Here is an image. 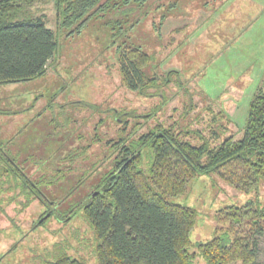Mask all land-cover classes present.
Wrapping results in <instances>:
<instances>
[{
    "label": "rangeland",
    "instance_id": "rangeland-1",
    "mask_svg": "<svg viewBox=\"0 0 264 264\" xmlns=\"http://www.w3.org/2000/svg\"><path fill=\"white\" fill-rule=\"evenodd\" d=\"M175 1L176 5L168 10ZM159 4L160 8H156ZM32 10L40 12V3ZM44 13L48 27L56 30L52 2L44 6ZM162 13L167 14L161 20ZM116 17H93L80 32L57 31L54 57L44 75L0 85V101L7 102L6 106L0 103L1 141L25 127L24 137L29 140L57 139L53 147L40 144L37 156L46 157L52 167L68 169L64 180L43 188L48 196L58 199L69 185L75 186L73 195L59 203L60 211L85 196L86 187L96 182L115 155L110 142L136 136L158 123L179 124L182 129L198 130L205 136L216 128L219 134L211 139V145H217L228 134L239 138L256 88L264 89V0H149L129 12L128 21L133 24L120 34ZM132 41L151 55L145 71L156 77L158 86L150 87L147 96L129 90L121 82L116 49L122 42ZM172 70L181 74L176 77L172 73L166 83L163 78ZM55 91L59 93L52 96ZM36 94H41L40 99L31 108L24 112L15 108L26 106ZM63 96L92 105H70ZM50 97L55 105L53 111L46 106L45 100ZM62 103L65 104L61 106ZM115 111L125 114L117 116ZM220 111L221 118L212 123V116ZM48 114L54 119L46 121ZM39 118L40 130L30 125ZM15 138L22 140L21 135L12 141ZM186 138L197 142L193 133ZM7 144L15 150L11 143ZM68 153L71 157H65ZM17 161L22 163V157L18 156ZM38 165L37 161L28 164L26 174L39 179L44 167ZM83 172L86 178L79 181ZM2 186L0 264H40L52 254L55 245L60 247L58 244L68 245L69 253L87 264H97L91 230L80 215L61 221L53 218L38 225L43 204L35 199L23 208L18 189ZM253 199L264 204V182L258 192L243 193L215 173L193 179L183 195L172 199L197 210L190 250L197 242L213 236L217 209ZM242 228L247 231L249 225ZM255 239L254 264H264V230L255 234ZM194 264H204V260L196 256Z\"/></svg>",
    "mask_w": 264,
    "mask_h": 264
},
{
    "label": "trees",
    "instance_id": "trees-1",
    "mask_svg": "<svg viewBox=\"0 0 264 264\" xmlns=\"http://www.w3.org/2000/svg\"><path fill=\"white\" fill-rule=\"evenodd\" d=\"M148 1L0 0V85L44 75L54 57L57 31L80 32L89 19L113 14L118 17L115 23L120 34L133 24L128 21L129 12ZM50 2L56 10V30L46 24L44 6ZM38 3L40 12H33L32 7ZM175 5L176 1L172 2L168 10ZM166 14H161V20ZM133 44L118 45V67L123 84L144 94L147 88L158 86V82L145 71L151 55ZM172 73L176 77L181 74L169 71L163 78L166 83ZM221 113L212 116V123L221 118ZM192 133L197 137L196 143L186 138ZM218 134L216 128L205 136L198 130L182 129L179 124L158 123L136 136L118 138L110 142L115 155L108 161L107 169L93 186L86 187L85 196L59 212L56 207L73 195L75 186L69 185L58 199L48 196L43 188L64 180L68 169L52 167L46 163V157L30 151L29 139L24 140L22 150L14 151L0 141V188L5 185L13 191L18 189L23 196V208L38 199L44 206L38 217L44 219L40 224L54 215L63 220L80 215L91 230L97 264H194L196 256L202 257L204 264H254L255 234L264 230L263 203L253 199L220 207L215 213L217 225L213 236L197 242L190 250L197 210L172 199L183 195L193 179L212 173L236 191H259L264 182L263 87H257L250 100L241 137L228 134L217 145H211V139ZM18 156L23 164L17 161ZM33 161L44 167L39 179L24 171ZM84 173L79 181L86 176ZM245 225H249L247 231L242 228ZM58 245L40 264H87L70 254L68 245Z\"/></svg>",
    "mask_w": 264,
    "mask_h": 264
},
{
    "label": "flooded vegetation",
    "instance_id": "flooded-vegetation-1",
    "mask_svg": "<svg viewBox=\"0 0 264 264\" xmlns=\"http://www.w3.org/2000/svg\"><path fill=\"white\" fill-rule=\"evenodd\" d=\"M132 43H134L135 44V42L134 41H132ZM117 50V49H116ZM116 61H117V52H116ZM117 64H118V61H117ZM119 68V67H118ZM119 73H120V71H119ZM179 73H181V72H179ZM154 79H156V77L155 76H152ZM121 82H122V79H121ZM156 82H157V80H156ZM122 84H123V82H122ZM124 85V84H123ZM125 86V85H124ZM126 87V86H125ZM151 87H154L155 89L157 88V86L155 85V86H151ZM127 88V87H126ZM150 88V87H149ZM149 88H147L146 89V93H144V94H141V93H138L137 91H135V90H131V91H135V92H137L138 94H140V95H145V96H147V95H149L148 94V92H147V90L149 89ZM130 90V89H129ZM57 93H59V92H56L55 91V93H53L52 94V96L55 94H57ZM152 95V94H151ZM40 96H41V94H36L35 96H34V98L32 99V101H30L26 106H24V105H22V106H19V107H15V108H19V109H21L22 111H25V110H27V109H29V108H31L33 105H34V103H35V101L37 100V99H40ZM51 96V97H52ZM51 97L49 98V100H45L47 103H46V106L47 107H49V111H53V108L55 107V105L51 102ZM63 98H65L66 99V101L67 102H69L70 103V105H72L73 103H79V104H85V105H92V104H89V102H87V101H84V100H82V99H79V98H73V99H67L66 97H64L63 96ZM2 99H4V97L2 98ZM3 101V100H2ZM2 101H0V103H2ZM4 103H5V106H6V101H3ZM4 103H2V104H4ZM65 103H62V104H60L61 106L62 105H64ZM24 106V107H23ZM31 106V107H30ZM91 107V106H90ZM59 109H61V108H59ZM13 110H16V109H14L13 108ZM14 112V111H13ZM36 113V112H35ZM37 115H40V112H39V110L37 111ZM118 116V115H117ZM35 117H36V114L33 116V120L35 119ZM48 117V118H47ZM47 117H45L46 118V121H49V118H53L54 119V115H52V114H48L47 115ZM56 117V116H55ZM116 119H118V117H116ZM40 120V118L39 119H37L35 122H33V123H30V125H33V126H36V127H38V129L40 130V126L38 125V121ZM49 126H51V124L49 125ZM151 128V127H150ZM148 130V129H147ZM25 131H26V127L24 128V131L23 132H16L15 134H13V132H12V136L11 137H9V138H7V139H5V140H3L2 142H6V143H11V146H13L14 147V149H18V150H22V146H23V143H24V140L25 139H27V138H25L24 136L26 135L25 134ZM43 131L44 132H46V133H48L49 131L48 130H44L43 129ZM19 135H21L22 136V140L21 141H18V140H16V138L12 141V139L16 136H19ZM45 139H46V137L45 138H43V139H41V140H34V139H31V142H32V145H31V149H34V152L37 154V155H39V153H40V144H42L43 146L44 145H52V147H53V144H57L56 143V141H57V139H54V140H51V139H49V140H46L45 141ZM1 141V140H0ZM7 146H8V144H7ZM55 146V145H54ZM29 147V146H28ZM111 160V159H110ZM109 160V161H110ZM23 164V163H22ZM26 165V164H25ZM107 165H108V163L105 165L106 167L104 168V170H103V172L107 169ZM24 171H25V169H24ZM83 178L85 179L86 178V176L84 175L83 176ZM57 209H58V206L56 207ZM58 211H60L59 209H58ZM53 218H55L56 220H59V221H61V217H57V216H52L50 219H53ZM50 219H48V220H50ZM67 219H69V217L67 218ZM64 220H66V219H64ZM40 221H44V219H39L38 220V225H40ZM42 223V222H41ZM44 224V223H43Z\"/></svg>",
    "mask_w": 264,
    "mask_h": 264
}]
</instances>
